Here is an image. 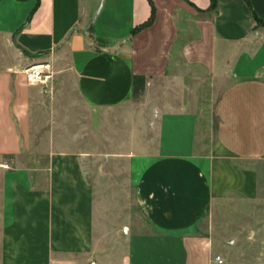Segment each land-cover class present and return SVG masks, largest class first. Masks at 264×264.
<instances>
[{
	"label": "crops",
	"instance_id": "0c3cea01",
	"mask_svg": "<svg viewBox=\"0 0 264 264\" xmlns=\"http://www.w3.org/2000/svg\"><path fill=\"white\" fill-rule=\"evenodd\" d=\"M99 5L0 0V163L25 157L36 134L61 146L53 136L73 121L80 135L103 108V146L132 152L144 231L103 221L89 154L52 150L37 169L4 165L0 264H228L213 204L258 190L264 0H104L90 25ZM41 64L46 86L24 76Z\"/></svg>",
	"mask_w": 264,
	"mask_h": 264
},
{
	"label": "rangeland",
	"instance_id": "374dc122",
	"mask_svg": "<svg viewBox=\"0 0 264 264\" xmlns=\"http://www.w3.org/2000/svg\"><path fill=\"white\" fill-rule=\"evenodd\" d=\"M112 111L126 115L128 107H116ZM103 122V108H99L96 109L94 118L90 114L88 119H82L80 135H75L78 130L77 121L68 123L67 133L53 136L59 139L57 143L61 146H41L51 136L36 134L32 137L33 146L25 157L24 154L18 158L7 157L0 163V189L6 168L4 165L10 168L26 165L37 169L45 165L46 153L52 150L80 153L81 156L89 154L90 162H85V173L88 174L90 186L95 191L97 206L103 211V221L115 224L122 234L144 231L142 215L134 201V187L130 180L129 164L132 152L129 146H103V143L109 142L105 138ZM82 125L85 129H82ZM116 132V135L112 134L113 145H119L120 140L125 139L124 128ZM77 143L79 146H76ZM249 166L255 168L258 174L256 195L253 198H244L227 194L213 204L212 236L214 241L221 243L228 264H241L236 261L232 263L231 260L235 258L242 264L264 263V161L253 162Z\"/></svg>",
	"mask_w": 264,
	"mask_h": 264
},
{
	"label": "built area",
	"instance_id": "2783aa9c",
	"mask_svg": "<svg viewBox=\"0 0 264 264\" xmlns=\"http://www.w3.org/2000/svg\"><path fill=\"white\" fill-rule=\"evenodd\" d=\"M24 76L30 82L40 83L46 86L47 80L50 77L48 64H41L38 66H30L25 68ZM215 262L216 264H223V258L219 255H216Z\"/></svg>",
	"mask_w": 264,
	"mask_h": 264
},
{
	"label": "water",
	"instance_id": "95a60500",
	"mask_svg": "<svg viewBox=\"0 0 264 264\" xmlns=\"http://www.w3.org/2000/svg\"><path fill=\"white\" fill-rule=\"evenodd\" d=\"M103 1L104 0H100V5L90 20V25H92L94 23L95 19L97 18L98 14L100 13L101 8L103 6Z\"/></svg>",
	"mask_w": 264,
	"mask_h": 264
},
{
	"label": "trees",
	"instance_id": "16d2710c",
	"mask_svg": "<svg viewBox=\"0 0 264 264\" xmlns=\"http://www.w3.org/2000/svg\"><path fill=\"white\" fill-rule=\"evenodd\" d=\"M256 22H257V24H262L259 20H256ZM149 23H150V21H149ZM148 24V23H147ZM144 25H146V24H144ZM143 25V26H144Z\"/></svg>",
	"mask_w": 264,
	"mask_h": 264
}]
</instances>
